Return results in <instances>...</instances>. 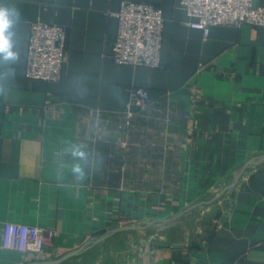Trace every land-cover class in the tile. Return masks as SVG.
<instances>
[{"label":"crops","instance_id":"0c3cea01","mask_svg":"<svg viewBox=\"0 0 264 264\" xmlns=\"http://www.w3.org/2000/svg\"><path fill=\"white\" fill-rule=\"evenodd\" d=\"M124 1L161 9L159 66L113 60ZM0 8L14 54L0 52V264L77 248L60 264H264L263 26L213 25L204 35L178 0ZM36 21L65 28L56 81L25 74ZM133 87L148 89L149 103L127 116ZM144 221L166 222L137 228ZM6 222L54 235L39 252L6 249Z\"/></svg>","mask_w":264,"mask_h":264},{"label":"built area","instance_id":"2783aa9c","mask_svg":"<svg viewBox=\"0 0 264 264\" xmlns=\"http://www.w3.org/2000/svg\"><path fill=\"white\" fill-rule=\"evenodd\" d=\"M190 17L188 25L207 35L213 25L248 23L264 27V6H254L252 0H178ZM117 31L111 55L116 63L156 67L161 64V9L144 1H124L116 13ZM65 28L58 24L33 22L30 28L25 62L29 78L56 81L63 61ZM149 103V91L133 87L125 103L127 116L132 108L144 109ZM54 231L34 225L6 222L2 246L20 252L42 251Z\"/></svg>","mask_w":264,"mask_h":264},{"label":"clouds","instance_id":"9594fccd","mask_svg":"<svg viewBox=\"0 0 264 264\" xmlns=\"http://www.w3.org/2000/svg\"><path fill=\"white\" fill-rule=\"evenodd\" d=\"M9 12L7 9L0 8V52H5L8 57L13 56L14 54L9 51L10 44L4 35L5 29L9 26V20H8ZM74 155L83 157L84 153L80 151H76L73 153ZM73 172L80 174L78 178L83 177L82 169L79 165L75 166L73 168Z\"/></svg>","mask_w":264,"mask_h":264},{"label":"water","instance_id":"95a60500","mask_svg":"<svg viewBox=\"0 0 264 264\" xmlns=\"http://www.w3.org/2000/svg\"><path fill=\"white\" fill-rule=\"evenodd\" d=\"M215 198L216 197H214L213 199H215ZM213 199H211L210 201H206L204 203H210ZM165 222L166 221H151V222L144 221V222L139 223L137 225V228H145V227L150 226V225L160 226L161 224H164ZM127 228L128 227H121V228H118V229H114L111 232H116V231L124 230V229H127ZM80 251H81V248H77V249L70 250V251L66 252L65 254H63L60 257L55 258V259L41 260V261H32V262H29L27 264H60V263L64 262L65 260H67V259H69L71 257H74Z\"/></svg>","mask_w":264,"mask_h":264},{"label":"rangeland","instance_id":"374dc122","mask_svg":"<svg viewBox=\"0 0 264 264\" xmlns=\"http://www.w3.org/2000/svg\"><path fill=\"white\" fill-rule=\"evenodd\" d=\"M219 187L217 188V190L215 191V193L216 192H219ZM225 192V191H224ZM108 250H110V247H109V245H106V246H102V248H101V253H99V255H101L102 254V252L103 253H105V252H107ZM83 255V254H82ZM81 258V257H80ZM83 259V258H82Z\"/></svg>","mask_w":264,"mask_h":264}]
</instances>
